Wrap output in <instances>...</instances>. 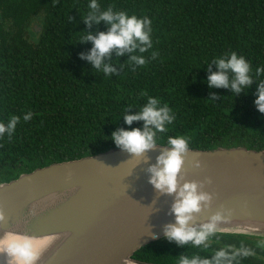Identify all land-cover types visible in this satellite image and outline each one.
I'll list each match as a JSON object with an SVG mask.
<instances>
[{
  "label": "trees",
  "instance_id": "1",
  "mask_svg": "<svg viewBox=\"0 0 264 264\" xmlns=\"http://www.w3.org/2000/svg\"><path fill=\"white\" fill-rule=\"evenodd\" d=\"M90 0H0V122L21 117L11 139H0V184L52 163L77 160L117 148L110 139L125 124V108L135 114L147 101L141 91L167 104L176 116L158 136L190 137V149L242 147L264 151V114L254 106L255 84L235 96L227 89H209L207 65L236 52L253 73L264 66V0H98L102 9L152 21L153 48L148 63L132 67L128 56L111 61L119 76L106 77L80 53L89 29L82 22ZM71 18V22H70ZM106 31L101 23L92 32ZM84 32V33H81ZM152 51L159 57L151 60ZM120 64H125L120 69ZM213 71H216L213 66ZM264 79V76L260 77ZM220 97L208 101L209 93ZM32 112L25 122L24 114ZM262 236L219 233L207 250L177 246L164 238L140 248L133 259L177 264L181 254L209 257L213 249L240 242L255 248ZM240 264H264V251L241 258Z\"/></svg>",
  "mask_w": 264,
  "mask_h": 264
},
{
  "label": "water",
  "instance_id": "2",
  "mask_svg": "<svg viewBox=\"0 0 264 264\" xmlns=\"http://www.w3.org/2000/svg\"><path fill=\"white\" fill-rule=\"evenodd\" d=\"M160 152L149 151L143 163L114 148L1 183L0 209L7 222L0 224V235L59 236L37 264H153L133 255L163 238V226L174 223L168 215L173 198L159 196L148 183L146 169ZM195 160L200 168L192 166ZM180 175L187 181L212 180L205 191L214 195L213 206L198 223L223 206L233 216L221 233L264 237V151L190 149Z\"/></svg>",
  "mask_w": 264,
  "mask_h": 264
},
{
  "label": "clouds",
  "instance_id": "3",
  "mask_svg": "<svg viewBox=\"0 0 264 264\" xmlns=\"http://www.w3.org/2000/svg\"><path fill=\"white\" fill-rule=\"evenodd\" d=\"M114 8V5H109L107 9H102L98 0H90L89 11L82 19L89 31L81 32L84 35L80 43H91L92 47L87 53H80L79 58L88 61L93 69L102 71L106 77L119 76L117 65L111 61L113 53L118 58L127 55L129 58L125 64L135 71L138 66H146L148 59L143 54L153 48L150 18L129 16L124 11H115ZM101 23L106 26V31H91L94 25L99 26ZM158 57L159 52L152 51L151 60ZM125 64H120L119 68L123 69ZM207 66L209 89H227L239 96L255 84L254 106L259 113L264 114V79H260L264 76V66L257 67L253 73L251 64L245 57L234 51L214 58ZM213 66L216 71H213ZM139 95L147 97L146 103L135 114H129L132 108L127 106L122 118L129 126L134 122H142V128H119L111 134L110 139L118 149L143 163H148L149 151L161 149L156 163L151 164L146 171L150 173L148 183L159 196L173 198L168 215L174 216V223L163 226V238L177 246L207 250L214 237L219 242L218 234L223 230L221 226L232 222L233 210L221 206L207 221L197 222L198 216L210 211L213 206L214 195L205 191L212 184V180L206 177L203 181H187L180 175L185 157L190 151V137L169 136L166 144L158 143V136L167 133V126L176 120V116L166 103L162 105L158 98L148 96L147 91H141ZM218 99V95L209 93L208 101L214 103ZM32 115L31 111L27 112L23 120L30 121ZM20 119L21 117L13 115L7 123L0 122V139L5 135L11 139ZM192 166L200 168L201 162L195 160ZM6 222V216L0 209V224ZM256 249L264 251V239H259L255 248L241 241L239 247L225 245L213 249L210 258L199 254H181L176 259L177 264H240L241 258L256 255ZM40 256V249L33 237L18 232L0 235V258L6 264H37Z\"/></svg>",
  "mask_w": 264,
  "mask_h": 264
},
{
  "label": "bare ground",
  "instance_id": "4",
  "mask_svg": "<svg viewBox=\"0 0 264 264\" xmlns=\"http://www.w3.org/2000/svg\"><path fill=\"white\" fill-rule=\"evenodd\" d=\"M35 241L38 248L40 249V252H43L49 249L55 243H58V241H60V237L50 235L47 237L36 238ZM0 264H6V261L3 258H0Z\"/></svg>",
  "mask_w": 264,
  "mask_h": 264
}]
</instances>
